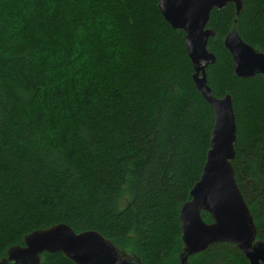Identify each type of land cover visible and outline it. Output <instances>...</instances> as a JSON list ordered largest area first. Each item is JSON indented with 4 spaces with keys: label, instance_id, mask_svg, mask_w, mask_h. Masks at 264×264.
Masks as SVG:
<instances>
[{
    "label": "trees",
    "instance_id": "obj_1",
    "mask_svg": "<svg viewBox=\"0 0 264 264\" xmlns=\"http://www.w3.org/2000/svg\"><path fill=\"white\" fill-rule=\"evenodd\" d=\"M206 26V80L213 95L231 94L232 165L264 240V74L237 76L223 43L235 26L264 52V0H243L238 15L232 2L214 7ZM193 72L184 31L158 0H0V257L62 222L144 264L177 262L179 209L214 122ZM39 264L76 263L45 252ZM190 264L250 263L219 241Z\"/></svg>",
    "mask_w": 264,
    "mask_h": 264
},
{
    "label": "water",
    "instance_id": "obj_2",
    "mask_svg": "<svg viewBox=\"0 0 264 264\" xmlns=\"http://www.w3.org/2000/svg\"><path fill=\"white\" fill-rule=\"evenodd\" d=\"M229 2L234 4L238 15L243 0H158L168 23L184 31L187 53L194 68L193 81L214 112L201 175L179 209L182 247L174 264H190L192 256L219 241L236 244L250 264H264V240L257 236L254 217L232 165L236 121L231 94L213 95L206 80L205 68L215 61V54L207 47L215 31L206 24L212 8H222ZM223 43L237 76L264 74V52L246 42L235 26L226 33ZM202 210L210 214L211 221L203 219ZM45 252H62L76 264H144L138 255L119 248L100 232L75 231L62 222L25 234L22 243L6 248L0 264H39Z\"/></svg>",
    "mask_w": 264,
    "mask_h": 264
}]
</instances>
